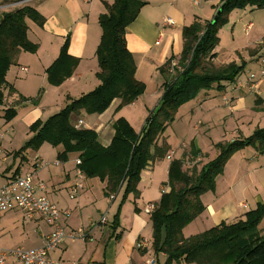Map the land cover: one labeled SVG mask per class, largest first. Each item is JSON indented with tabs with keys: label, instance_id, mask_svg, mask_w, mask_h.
<instances>
[{
	"label": "crops",
	"instance_id": "crops-1",
	"mask_svg": "<svg viewBox=\"0 0 264 264\" xmlns=\"http://www.w3.org/2000/svg\"><path fill=\"white\" fill-rule=\"evenodd\" d=\"M113 1L0 0V12L29 5L45 18L41 27L26 19L27 36L37 45L36 50L34 52L20 50L5 75L7 85L2 88L3 103L0 105V185L15 175L32 170L36 179L45 183L44 193L52 203L60 210L68 212L61 215L59 221L66 231H73L75 235L66 238L51 251V257L63 262L78 260L84 264H139L153 258L154 262L151 264H163L161 261H165L166 256L163 252L156 254L153 250L152 221L150 212L145 208L147 205L157 203L163 192L169 190L167 173L170 160L183 158L193 142L195 148L201 151L193 162L199 159L206 162L218 153L214 147L215 142H227L233 139L226 138V131L230 130L236 138L250 135L257 127H264V76L258 77V91L253 93L252 98L246 97L250 92L245 84L241 87L236 86V80L243 82L246 79V75L241 77V74L233 83L226 82L225 88L217 92L220 95L219 100L215 97L214 88L213 91H203L198 103L190 104L191 107L187 108L188 114L195 111L201 113L200 119L194 124L197 128L193 127L201 133V138L194 135L189 144L184 141L175 147L172 144L168 145L169 136L164 135V143L170 148L166 155L149 160L141 170L136 184L137 197L128 193L121 204L124 184L106 196L103 193L106 180L85 177L81 173L83 188L71 198L69 189L80 172L77 167L79 160L77 153H68L66 159H59L57 154L61 147H53L50 144L49 147L46 145L48 143H43L37 150L27 149L22 154H16V151L31 135L28 127L35 120L47 119L66 105L67 97L76 98L99 84L100 81L96 76L99 71L96 48L100 42L102 29L98 18L107 12V5L112 4ZM143 1L146 4L141 7L136 19L127 26L125 39L135 61V77L144 83L145 91L133 102L121 107L120 99L115 98L102 113H87L84 109H80L79 112L70 115L74 125L81 120L80 127L95 130L98 141L103 146L111 142L114 134L113 123L117 118L124 117L138 132L134 122L138 119L137 112L140 117L146 116L148 110L157 106L161 96L162 80L159 79V68L171 53L178 55L182 50L181 28L172 23L179 19L178 10H185L181 8L183 4L197 7L201 3L194 5L191 0ZM208 1L209 6L217 2V0ZM219 3L220 1L216 7ZM182 17L184 18V14ZM166 18L172 23H165ZM247 24L252 26L251 21ZM67 36L69 39L67 52L79 61L70 77L60 85H51L47 80L46 68L58 56L59 49ZM214 51H217L216 47ZM255 54L256 52L254 55L251 54V59L255 61L258 59L261 63L264 53ZM239 55L240 61L245 62L246 58ZM235 61L240 62L238 59ZM156 75L158 76L152 81L156 98L148 101V80ZM201 93L202 91L196 97ZM21 96L28 100L20 101ZM256 97L259 98L258 103H255ZM8 108L15 110V115L11 119H6L4 116ZM175 118L176 115L173 122ZM204 121L208 123L206 126L202 124ZM244 123L246 129L242 128L245 127ZM138 125L142 127L140 122ZM214 125L220 127V131L215 136L211 135ZM19 126L24 129L23 138H26L24 141L17 139ZM161 142L160 136L157 144L161 145ZM209 150L210 155H208ZM169 154L170 158L167 156ZM201 196L205 203L204 212L212 217V226L222 221L231 223L243 218L246 211L253 209L257 203L264 202V153H258L251 147L234 153L226 162L223 172L216 176L214 190ZM14 211L19 210L0 213V247L10 248L13 245L1 232V227L6 222L5 215ZM117 211H119V225L112 232L110 225ZM102 216H105V222H100ZM23 217L26 218L24 215ZM29 222L37 229L38 241L34 246H40L43 236L51 231L52 227L43 220H29ZM81 234L84 235L83 238L80 237ZM139 239L146 240L147 247L136 248L135 244Z\"/></svg>",
	"mask_w": 264,
	"mask_h": 264
},
{
	"label": "trees",
	"instance_id": "trees-1",
	"mask_svg": "<svg viewBox=\"0 0 264 264\" xmlns=\"http://www.w3.org/2000/svg\"><path fill=\"white\" fill-rule=\"evenodd\" d=\"M143 0H114L107 5V12L98 18L102 34L96 48L99 84L91 91L76 98L67 97L66 105L47 119L35 120L28 129L31 135L16 151L22 154L27 149L37 150L43 143L60 146L59 159L68 153H77V167L85 177L106 180L103 193L109 196L124 184L121 204L128 193L138 196L136 184L141 170L149 160L163 157L169 150L166 143L157 144V138L174 120L180 105L196 97L201 91L215 88L221 91L225 83H233L241 73L245 62H235L215 67L214 48L217 29L233 8H264V0H220L216 17L204 24L196 21L182 30V50L172 67L177 76L166 78L157 106L148 112L139 132L119 117L113 123L111 142L103 146L93 129L76 127L70 120L72 113L84 109L87 113H102L115 98L119 106L133 102L143 93L144 83L135 77L136 65L126 45V29L139 14ZM222 14H226L222 17ZM26 19L42 26L45 18L34 7L24 5L12 11L0 12V105L3 103L2 88L7 85L5 75L20 51L34 52L37 45L27 36ZM68 36L59 49L58 56L46 68L48 83L60 85L74 72L78 58L68 54ZM170 56L159 68L173 60ZM212 66V67H211ZM167 75V74H166ZM237 81V80H236ZM235 81V82H236ZM11 88V87H10ZM11 90V89H9ZM28 100L21 96L20 101ZM34 101V99H29ZM259 98L256 97L255 103ZM15 115L13 108L5 110L6 119ZM218 153L213 159L203 162L197 169L182 168L184 158L190 161L201 153L193 142L183 158L172 159L168 166L169 190L163 192L150 212L152 221V247L157 254L166 256L163 264L189 262L196 264H264V231L259 228L264 219V202L257 203L244 217L231 223L224 221L190 236L182 235V228L199 215L205 206L201 195L213 191L215 178L223 172L228 159L237 151L251 147L264 153V127L255 128L248 136H239L227 142L214 144ZM201 159H199L200 161ZM198 161V162H199ZM120 204V205H121ZM118 213L110 225L112 232L119 225Z\"/></svg>",
	"mask_w": 264,
	"mask_h": 264
},
{
	"label": "rangeland",
	"instance_id": "rangeland-1",
	"mask_svg": "<svg viewBox=\"0 0 264 264\" xmlns=\"http://www.w3.org/2000/svg\"><path fill=\"white\" fill-rule=\"evenodd\" d=\"M212 1V0H211ZM215 0H213L214 2ZM220 0H217L216 3H214L213 6H209V1L208 0H199V3L194 4L193 1L191 2L194 5H199V6H187L186 4H183L181 8H185V10L179 9L178 13L179 14V19L175 20V22L169 21V23H172V25L175 23L176 26L181 28V34L182 30L185 26L191 25L194 22L198 21L201 24H204L206 21H212L216 17V4ZM215 8V9H214ZM187 11V14H186ZM184 12V13H183ZM184 14V18L182 17ZM226 14H222V17H224ZM227 21L223 22L217 29V43H216V59L214 61V66H223L228 63H237L240 64V62H236L235 59H238L239 61L241 60L240 55L245 59V65L243 66V69L241 71V77L245 76L247 72L252 71L255 72L257 75H260V67L261 63L260 60H254L251 59V54L254 55V52H256L255 55H259L264 53V8H251L248 7L245 9H240V8H233V10L229 11L228 14L226 15ZM251 21L252 26L250 27L249 30L245 29L246 24ZM164 22L167 23L168 19H164ZM181 53V52H180ZM175 53H171L170 56H173V60L171 63L168 65L170 66L169 69L164 68V73L159 76V79H162L160 82V91L162 93V83L166 78H173V76H177V73H174V70L172 67L175 66V62L178 59ZM164 64V63H163ZM162 64V65H163ZM212 67V66H211ZM167 74V75H166ZM153 76L148 80V90L149 93L147 94V99L152 100L156 97H154V85L152 84V81L155 80L157 77ZM165 76V77H164ZM214 88V87H213ZM213 89H207L206 91H210ZM145 91V87L143 92ZM218 91L214 88V94L217 100H219V94L217 93ZM202 93L194 99V101L191 99L189 101H186L180 105V107L177 108L175 115V121L171 122L168 127H166V132L165 134H161L162 138V143H164L165 136L168 137V145H173L175 147L179 146V144L183 143L184 141L186 144H189L190 139L195 135L199 138H201V133L198 132L195 128H197L194 124L198 122L200 119L201 113L198 111L193 112L192 114H188L187 108H190V104L193 103H198L200 96L202 97ZM253 95V96H252ZM246 97H254L253 93L247 94ZM216 100V101H217ZM193 101V102H192ZM204 109V108H203ZM142 111V110H141ZM150 110L147 111V115ZM203 112V110H201ZM194 114V116H193ZM200 114V115H199ZM147 115H143L140 117V114L137 112L138 119L134 120L136 123V127L138 128L139 132V122L141 123L140 126H142V123L144 122L145 118ZM175 117V116H174ZM245 120V118H243ZM204 126H206V121L202 123ZM132 125V124H131ZM245 127L242 126V128L246 129V124L244 123ZM195 126V128H193ZM204 127H201L203 129ZM219 126L213 127V132H211V135H214L218 133ZM136 131V130H135ZM243 131V130H242ZM24 129L19 126L18 127V132H17V139L18 140H25L24 137ZM226 138L232 139L233 133L229 130L226 131ZM224 135V134H223ZM221 135V137L223 136ZM159 136V137H160ZM158 137V138H159ZM157 138V140H158ZM201 140L202 145L205 146L204 142ZM21 141V143L23 142ZM20 143V144H21ZM17 144V141L15 143V146ZM216 144V142H215ZM47 146L51 147L49 144H46ZM170 148V146H169ZM205 152V151H204ZM211 154V151H208V155ZM30 155V154H29ZM170 155V154H169ZM170 158V157H169ZM174 159V158H172ZM171 159V160H172ZM170 160V161H171ZM200 160L199 162H192L190 159L184 158L183 166L182 168L184 170L190 171L193 169L195 166L197 169L201 166L203 163ZM166 162H168L166 160ZM191 172V171H190ZM167 181H168V176H167ZM206 193V192H205ZM203 195V194H202ZM201 200H203L204 203V198L201 196ZM102 199V198H101ZM104 201V200H103ZM7 217V218H6ZM6 222H4V225L1 227V232L5 235L6 238L10 239L13 245L11 247L15 246H24L28 248L36 247L34 244H36L37 240V229L35 226H32L29 222L28 219L24 218L22 213L19 211H14L13 213H8L7 216L5 215ZM213 220L211 216H208L204 210L197 215L195 218H193L190 222H188L183 228H182V235L187 237L190 236L191 234L201 232L208 228L209 226H212ZM259 228L261 231H264V219L261 220ZM2 247V246H1ZM10 247V248H11ZM9 248V247H7ZM153 259V258H150ZM164 260L161 261L163 263ZM153 263V262H152ZM158 264V263H157ZM170 264H196V263H189V262H171Z\"/></svg>",
	"mask_w": 264,
	"mask_h": 264
},
{
	"label": "built area",
	"instance_id": "built-area-1",
	"mask_svg": "<svg viewBox=\"0 0 264 264\" xmlns=\"http://www.w3.org/2000/svg\"><path fill=\"white\" fill-rule=\"evenodd\" d=\"M194 4L199 0H192ZM169 19L168 22L169 23ZM250 24L246 25L249 30ZM260 75L255 72H247L245 81L237 80L236 86L246 85L248 92L255 93L258 91V77L264 76V56L261 58ZM81 120L76 127H80ZM170 157V155H167ZM79 161V160H78ZM83 188L81 172H78L76 181L69 189V195L74 198ZM46 185L43 181L36 179L35 172L30 170L21 175H15L0 185V213L17 209L23 215L31 220H43L52 227L51 231L43 236L42 244L37 247L27 248L15 246L11 248L0 247V264H84L78 260L63 262L57 258L51 257L50 252L55 250L66 238L74 237V232L66 231L60 224L59 218L68 212L60 210L44 193ZM112 197V196H111ZM153 204L147 205L145 210L151 212ZM105 216H102L100 222H105ZM84 237L83 234L80 235ZM148 242L139 239L135 246L138 249L147 247ZM154 259H148L139 264H151Z\"/></svg>",
	"mask_w": 264,
	"mask_h": 264
}]
</instances>
